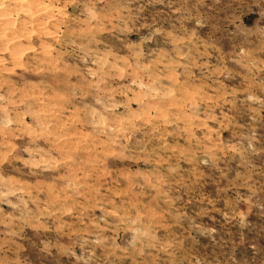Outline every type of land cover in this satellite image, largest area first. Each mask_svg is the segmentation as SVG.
I'll use <instances>...</instances> for the list:
<instances>
[{"label": "rangeland", "instance_id": "374dc122", "mask_svg": "<svg viewBox=\"0 0 264 264\" xmlns=\"http://www.w3.org/2000/svg\"><path fill=\"white\" fill-rule=\"evenodd\" d=\"M0 264H264V0H0Z\"/></svg>", "mask_w": 264, "mask_h": 264}]
</instances>
